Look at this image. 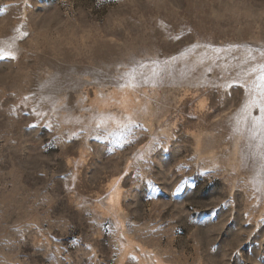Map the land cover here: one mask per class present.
Masks as SVG:
<instances>
[{"label":"rangeland","instance_id":"374dc122","mask_svg":"<svg viewBox=\"0 0 264 264\" xmlns=\"http://www.w3.org/2000/svg\"><path fill=\"white\" fill-rule=\"evenodd\" d=\"M10 43L0 264H264V0H0Z\"/></svg>","mask_w":264,"mask_h":264},{"label":"snow or ice","instance_id":"6c2138e0","mask_svg":"<svg viewBox=\"0 0 264 264\" xmlns=\"http://www.w3.org/2000/svg\"><path fill=\"white\" fill-rule=\"evenodd\" d=\"M22 35H27V33H22ZM14 47V43L7 44V48L0 47V60L5 59H15V53L11 50ZM220 51V49H217ZM264 56V52H261ZM172 59H175L173 57ZM255 60V57H253ZM158 61H153V68L151 72V78L154 80L158 76H162L166 70L157 71ZM167 63V62H165ZM140 68L145 67V65H139ZM250 74L253 79L249 84L245 85V89L248 92V98L243 103L239 113L236 116L237 127H247L249 123L252 127L260 132L264 136V62L255 63L249 69ZM170 74V73H169ZM148 77L143 73H137L136 67H132L130 70L123 73L121 80L123 81L121 87H136L139 85L141 80L147 81ZM253 108H258L260 116H253L251 110ZM34 126V125H33ZM99 139V138H98Z\"/></svg>","mask_w":264,"mask_h":264}]
</instances>
